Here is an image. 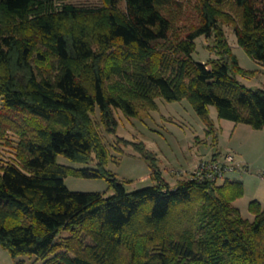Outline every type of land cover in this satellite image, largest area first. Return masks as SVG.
Returning <instances> with one entry per match:
<instances>
[{
	"label": "trees",
	"instance_id": "16d2710c",
	"mask_svg": "<svg viewBox=\"0 0 264 264\" xmlns=\"http://www.w3.org/2000/svg\"><path fill=\"white\" fill-rule=\"evenodd\" d=\"M179 0H0L1 134L14 132L16 158L0 159V245L16 259L41 264H264V204L254 220L234 203L243 182L181 178L172 186L143 141L118 137L141 151L153 186L128 193L107 170L100 125L117 135V111L128 119L159 110V99L188 100L218 143L221 120L264 128V89L234 55L225 26L264 64V0H195L196 22L178 25ZM233 9V11H231ZM214 38L217 58L194 60L196 40ZM99 116V121L95 116ZM95 162L77 170L58 163ZM217 161L216 158H214ZM73 175L105 178L115 190L72 192ZM68 234V235H65Z\"/></svg>",
	"mask_w": 264,
	"mask_h": 264
},
{
	"label": "rangeland",
	"instance_id": "374dc122",
	"mask_svg": "<svg viewBox=\"0 0 264 264\" xmlns=\"http://www.w3.org/2000/svg\"><path fill=\"white\" fill-rule=\"evenodd\" d=\"M179 1L176 6L184 9L182 20L178 23L182 31L187 30L191 23L196 22L195 0ZM65 2L76 5H94L98 4L99 0H65ZM225 31L240 66L246 71L254 72L251 76L238 75L240 83L252 90L264 89V64L251 58L239 45L233 26L226 25ZM214 44V38L206 36L198 38L196 51L193 54L194 60L207 63L209 60L217 58V54L212 49ZM158 104L159 110L151 111L145 117L128 119L121 111H117L116 116L119 121L117 135L107 133L101 125L99 127L110 155L106 168L116 175L128 193L153 186L155 182L152 179L151 164L142 156L141 151L133 146L120 144L117 141L118 137L133 142H145L147 147L157 154L164 177L171 182H178L179 178H192L201 162H210L215 160L214 158L217 161H223L231 153L236 156L241 168L244 165L250 167L253 176L244 172L242 175L239 172H233L235 179H233V175H230L231 173L228 174V179L242 182V177L245 176L256 177L258 181L262 177L264 174V128L256 130L247 124H236L224 120L230 123V127L224 128L223 132L218 127L220 134L218 142L220 141V143L217 149L213 139L205 136V124L188 100L170 103L159 99ZM2 105L3 102L0 98V110ZM210 111L211 118L218 124L221 119L218 117L217 109L212 106ZM95 120L97 122L100 120L98 115L95 116ZM1 132L0 129V159L7 162L12 161L16 158L19 138L14 132L7 131L5 136ZM219 151L221 153L218 154ZM211 153H216V155L205 157ZM194 158H196V162ZM58 163L77 170L97 168L95 162L76 163L63 155L58 157ZM183 168L189 169L183 172L178 170ZM222 182L220 181V183ZM65 183L72 192L103 193L107 197L115 194L114 188L105 178L94 179L70 175L66 178ZM261 183H259L260 186L257 182L253 183L247 195L245 188L244 196L234 203L240 209L243 217L249 221L254 220V214L249 209L250 203L254 201L253 196H256L258 201L264 202V187ZM0 264H41V262H38L36 257L29 256L14 259L9 251L0 245Z\"/></svg>",
	"mask_w": 264,
	"mask_h": 264
},
{
	"label": "built area",
	"instance_id": "2783aa9c",
	"mask_svg": "<svg viewBox=\"0 0 264 264\" xmlns=\"http://www.w3.org/2000/svg\"><path fill=\"white\" fill-rule=\"evenodd\" d=\"M236 158L234 155H228L223 161L212 160L204 161L198 164L192 178L201 181L220 182L226 178L230 171L236 170Z\"/></svg>",
	"mask_w": 264,
	"mask_h": 264
},
{
	"label": "crops",
	"instance_id": "0c3cea01",
	"mask_svg": "<svg viewBox=\"0 0 264 264\" xmlns=\"http://www.w3.org/2000/svg\"><path fill=\"white\" fill-rule=\"evenodd\" d=\"M217 124V123H216ZM230 123H228L227 121H224V120H220V121H218V124H217V126L219 127V129H220V131L221 132H223L224 131V128H226V127H230V125H229ZM205 136H206V127H205ZM220 132V133H221ZM219 136H220V134H219ZM207 138V137H206ZM219 140H220V137H219ZM219 143H220V141L215 145V147L218 149L219 148ZM218 154L219 153H221V151H219V152H217ZM232 154V153H231ZM216 155V153H211L209 156H205V157H212V156H215ZM219 157V156H218ZM219 158H221V157H219ZM196 160V158H194V161ZM196 162V161H195ZM193 164H195V163H193ZM192 166H194V165H192ZM245 167H246V169H244L243 171H235V173L236 172H239L241 175L243 174V172L244 173H247V174H252V172H251V170H250V167L248 166V165H244ZM189 168H183V169H178L179 171H185V170H188ZM243 169V168H242ZM235 173H233V172H231V176L233 175V177H234V175H235ZM251 176H253V174L251 175ZM261 176V175H260ZM243 178V179H242ZM241 179H242V182L244 183V185H245V188H246V195L248 194V190L249 189H251V187H252V185H253V183H258V185L260 186V184L259 183H261L262 185H263V187H264V174L262 175V177H260V179H259V181H258V179H256V177H242ZM179 179H181V178H179ZM233 179H235V177L233 178ZM260 180H262V181H260ZM170 183H171V185L172 186H175L176 185V183L177 182H171V181H169ZM262 195V194H261ZM263 196H264V193H263ZM258 197H262V196H258ZM252 199H254V200H259L256 196H253V198ZM262 204H264V202H261Z\"/></svg>",
	"mask_w": 264,
	"mask_h": 264
}]
</instances>
